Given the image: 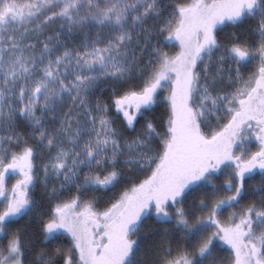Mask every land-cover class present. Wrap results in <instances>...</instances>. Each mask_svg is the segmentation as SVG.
I'll use <instances>...</instances> for the list:
<instances>
[{"label":"snow or ice","instance_id":"6c2138e0","mask_svg":"<svg viewBox=\"0 0 264 264\" xmlns=\"http://www.w3.org/2000/svg\"><path fill=\"white\" fill-rule=\"evenodd\" d=\"M0 264H264V0H0Z\"/></svg>","mask_w":264,"mask_h":264},{"label":"rangeland","instance_id":"374dc122","mask_svg":"<svg viewBox=\"0 0 264 264\" xmlns=\"http://www.w3.org/2000/svg\"><path fill=\"white\" fill-rule=\"evenodd\" d=\"M15 183V177H13L10 181H9V187L11 186V184Z\"/></svg>","mask_w":264,"mask_h":264}]
</instances>
